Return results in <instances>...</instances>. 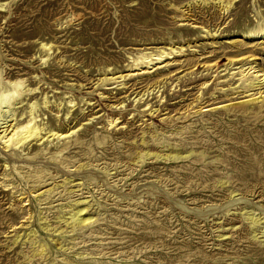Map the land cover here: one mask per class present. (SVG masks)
Returning <instances> with one entry per match:
<instances>
[{
	"label": "rangeland",
	"instance_id": "374dc122",
	"mask_svg": "<svg viewBox=\"0 0 264 264\" xmlns=\"http://www.w3.org/2000/svg\"><path fill=\"white\" fill-rule=\"evenodd\" d=\"M206 1L0 0V89L24 79L39 124L81 127L25 151L0 144V264H264V109L223 107L246 100L231 59L264 68V44L244 38L264 26V0L229 13ZM188 3L204 29L183 26ZM173 46L188 51L170 71L98 86L141 49ZM77 201L93 225L72 224Z\"/></svg>",
	"mask_w": 264,
	"mask_h": 264
},
{
	"label": "bare ground",
	"instance_id": "6f19581e",
	"mask_svg": "<svg viewBox=\"0 0 264 264\" xmlns=\"http://www.w3.org/2000/svg\"><path fill=\"white\" fill-rule=\"evenodd\" d=\"M198 1H202V5L207 3L206 0L205 1L196 0L195 3H198ZM232 1L235 0H215L214 5L219 9V11L227 12L231 7ZM0 7L3 8L4 5L0 4ZM190 7L191 4L189 3L183 7H176V10L182 13V19L180 21L182 22L183 26H189V27L193 26L192 28L204 29L199 27V25H197L196 22L190 24V22L192 21V13L190 11ZM205 32H206V37H208L207 39L213 40L215 38L214 34L210 33L209 31H205ZM244 38L246 41L247 40L250 42L258 41L259 44H264V26H259L258 30L255 31L253 30L245 33ZM214 44L215 43H212V45ZM227 44L229 46L238 47L240 53L243 50H247L249 46V43H245L243 41L240 42L238 40L227 42ZM52 47L53 46L51 44L41 45V49L44 51H50ZM186 51L188 50L186 49L185 46L159 48L156 51H149V52L145 51V49H141L140 52L137 53L135 57H132L131 60L133 61V64L131 68H129V70L126 71L127 73H112L113 70L108 68L107 71L103 74V76L99 79L98 86L104 87L106 85H115L121 83L120 84L121 86L123 85L126 87L127 83H125V81H129V80L131 81L136 77L145 78L154 73L157 74L162 73L165 70L170 71L169 68L171 66L182 62L181 59L185 57ZM256 56L253 54H246L243 56L240 55L230 60V64H232V66L238 65L236 68L232 69L235 70L234 73H232V75H237L239 77V79H237V81L239 82L237 88L241 89L243 95L242 99L245 98L246 100L237 103L232 102L227 106H223L225 109L239 108L240 110H243L257 105H259L258 106L259 111L264 109V68H260L257 65H255V61L257 62V60H259ZM243 62L244 64L240 65ZM229 73L230 72H228L227 75H229ZM123 89L125 88H122L121 90ZM150 92L148 90L145 91L143 94L140 95L138 94L134 98V101L140 104L143 101V99L146 97V95L147 97H149ZM32 93H34V89L27 88L26 81H24V79H15L14 81H9L5 85V88L0 89V144L3 145L6 149L10 150V152L12 149L15 151L18 150L25 151L26 149H29L32 143L34 142L35 145L40 144L39 146L41 145L45 146V143H52V141L55 140L64 141L70 139L71 137L75 136L81 128L78 127L76 129L69 130L67 132H62L61 130L56 131L55 129H51V128L47 129L44 125L39 124L37 121L38 119L35 116L36 109L38 108L39 105L38 101H36L35 99L27 101L26 99V97H28ZM25 101H27V105H28L27 109L29 110L28 119L20 123L18 121V117L16 113L18 109L17 106L23 105ZM72 103L73 102H69V104L71 105ZM42 104L43 105L49 104L47 96H44V102ZM149 106L150 104L145 102L142 107L146 108L145 111L149 112L152 115L156 114L159 111L156 109L153 111L152 107L148 108ZM201 110L202 108L198 109V111ZM95 119L97 118L96 117L90 118L89 120H87V122H85L82 125V127L88 125V123L92 122ZM118 121L119 119L113 118V119H109L108 123L111 127L112 126L117 127L121 124L118 123ZM63 150H65V148ZM63 150H60L59 153ZM158 156H156V158ZM4 166L6 169L8 168L7 164H5ZM37 180H39L38 177ZM5 187L7 188L10 186L6 185ZM42 188L36 190V192L41 191ZM9 190L11 189H7V191ZM49 192H50L49 189L45 191H41L39 196L43 197L45 193H49ZM74 206H76L77 211L72 216V220H73L72 224L75 223V225H82V226L91 225L93 223L92 221L93 219L89 217L90 214L88 212V207L86 205V202L77 201ZM37 252H40V254L42 255L44 250L42 251L37 250Z\"/></svg>",
	"mask_w": 264,
	"mask_h": 264
}]
</instances>
